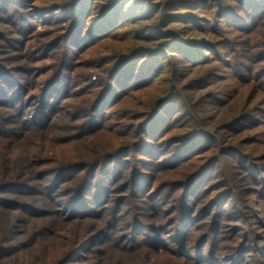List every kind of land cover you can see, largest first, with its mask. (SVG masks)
Masks as SVG:
<instances>
[{
  "label": "rangeland",
  "instance_id": "374dc122",
  "mask_svg": "<svg viewBox=\"0 0 264 264\" xmlns=\"http://www.w3.org/2000/svg\"><path fill=\"white\" fill-rule=\"evenodd\" d=\"M43 1L44 3H42ZM73 1L30 0L33 6L30 7L32 9L27 23L35 25L30 31L31 40L28 42L30 45L35 44L33 38L41 36L45 37V42H50L47 39L48 34H50L49 39H53L56 34L47 26L56 21L60 27L64 26L62 27L63 38L66 35L72 37L76 33L78 35V43H74L77 42L76 39L70 43L67 42L72 60L71 70L68 69L67 73L75 76L79 86L72 89V95L64 106L67 113L77 117L78 122L75 123L79 125V131L72 135L68 134L62 130L63 127L60 129V125L62 126L60 124L56 129L50 131L47 137H45L46 135H33L17 141L13 145L0 141V165L2 166L0 169L4 168L3 170L8 172L9 176L22 174V181L34 182L40 173H53L56 168L64 164L91 162L105 153L122 148L138 134L135 127L142 119L140 121L136 119V114L148 113L155 101L160 99L162 91L167 90V93H172L169 96L171 98L160 108L161 112H159L157 121V123L160 121V126L163 128L162 139L169 141L181 137L189 130L186 126H189L193 121H198L208 133L219 134L221 143L213 145L209 149H202L198 153H189L191 155H189L188 166L183 168H180L182 166L177 162V165L172 168L162 169L165 163L168 166L172 161L170 157L174 149L167 150L168 148L165 147V150H161L157 158L161 165L164 164L161 166L162 172L156 177L152 187L150 183L147 184L146 188L151 187L146 194L149 196L139 198L136 202L138 212L142 214L140 220L149 226L167 227L166 225L173 219L170 209L177 205V197L179 198L183 192L182 189H174L172 183L183 180L188 171L187 167L192 169L216 157L215 159L218 161L222 160L220 161L222 163L219 162L215 168L217 176L210 179V174H212L210 173L204 180V186L209 187L208 190L201 195L203 191L201 188V193L196 196L197 198H191V201L194 202V210L192 209L194 213L190 221H192V225H195V228L187 230L191 236L182 242L183 249H187L188 252L201 248L204 256L213 258L215 264H257V258L264 264V254L259 255V252L264 251V175L258 174L264 170V124L244 130L239 134L225 132L228 131L225 130V126L234 123L243 114L257 115L258 112L264 110V94H259L261 92L256 85L245 81L249 74L239 79L238 74L230 72V69L224 71V67L216 62V55L219 53L216 50L217 45L223 42L230 43L222 54L226 59L232 53H228V50H242L244 59L253 55L255 51H248L247 44L253 45L256 42L264 41V29L249 38L240 36L234 30L229 32L225 30L224 33L215 32L217 33L216 37L214 35L199 36L197 32V34H191L190 37L196 38L195 41L203 37L210 43L206 47L211 48H201L199 55L203 56V49H214V52L211 59H199L198 62H194L196 65H190L188 64L190 62L177 52V45L164 44L171 43L170 37L166 34L174 33L171 31L172 29L177 32L185 24L176 22L160 26L163 21L160 15L183 13L184 10H179L184 8L181 3L191 1L186 7H190V13L201 17L202 26L207 25V28L210 23L217 20L215 13L218 2L225 0H205L203 4L202 0H79L78 8H76L77 3L69 6ZM228 1L236 5L232 0L225 2ZM112 5H115L113 16L111 15L104 21L99 19V15L102 16ZM54 6L56 8L64 6L65 8L49 14L35 12L37 9ZM55 13L56 16L53 15ZM90 16L93 20L89 22ZM4 17L3 14H0L1 19ZM71 18H76L77 26L73 30L74 32L68 34V19ZM97 19L99 21H96ZM115 24L117 28L114 27ZM109 25H113L112 28L108 27ZM106 28L111 29H107L105 34H101ZM217 29L216 26L213 28L214 31ZM94 34L97 36L94 37ZM156 34L157 36H155ZM38 46L40 45L36 43L35 48H39ZM44 47L46 48H41L39 56L35 58L40 60L45 57L44 60L26 62L25 59L18 58L21 56L20 54L11 56L8 61L9 68H24L26 70L36 68L39 73L44 71V74L41 73L42 75L32 73L34 81L27 84V88H30L28 97H33L41 88L42 83L48 80L55 70V61L52 60L55 57L52 54L49 55L47 46ZM60 47L65 48L66 44L59 42L58 47L54 50L55 53L60 52L58 49ZM133 52H136V58L130 65H127L128 70L131 67L138 70L139 65L147 62L154 63L152 55L158 52H160L159 63L162 69L155 72L154 82L153 79L149 80L148 83H151L149 88L134 91L128 96L116 93V98L113 97L115 99L112 98L103 105V111L98 120L102 116L103 118L97 123L96 132L88 133L86 127H81L88 121L87 110L92 101L94 102L95 95L101 91L102 79H106L107 71L115 65L119 56H128ZM4 57L6 58V55H0L1 59ZM263 81L264 78L261 79L260 84H263ZM216 95H221L220 99L223 104L215 105L213 103L212 97ZM124 114H127L125 119H123ZM259 119L264 121V116L262 115ZM184 120L185 123L187 121L186 124L182 123ZM101 121L102 128L99 129ZM97 126H99L98 129ZM230 147L237 149L245 156L238 159L239 156L235 157L236 150L234 152L226 151V148ZM228 153L232 154L226 157ZM28 156L33 157L29 164L23 161ZM127 157L131 159V155ZM249 163H253L251 165L256 168L255 178L252 177L253 174L249 173L250 171H247ZM122 165L124 169L126 164L122 163ZM112 167L110 166V169ZM83 173L84 171L81 174ZM74 174L75 172L69 175ZM125 180L127 181L128 178ZM113 182V185L111 181L108 184L109 190H112L109 194L110 199L112 201L122 198L123 200L129 199L131 189L127 187L123 189L125 181L113 177ZM94 183L96 184V181ZM159 192L162 193L159 194ZM43 193L34 196L36 199L43 198L45 199L43 201L46 202ZM60 193L58 192V195ZM221 194H227L219 207L222 214L215 216L217 209L205 213L207 206ZM51 195L54 197L56 193L53 192ZM165 195L166 197L163 198ZM58 197L53 199L60 206L61 201ZM153 201L159 203L163 212H167L161 221L152 217V213L147 211L146 205H144ZM237 201L242 204V211L238 210L237 206L240 204H237ZM38 205V210L46 212L45 209H47V213L41 218L25 217L17 207L0 216V241L4 237H11L12 241L5 244L4 247L7 250L17 249L11 255H3L0 264H54L66 254L68 250L66 248L69 245L72 247L75 241L89 238L100 228L101 224L98 222L82 224L64 222L63 217L60 218L55 214L56 211L63 210L62 206L52 209L42 203ZM127 209L126 205H121V211H127ZM4 228H8L11 234L4 236ZM169 231L167 230V232ZM205 238L210 240L205 244H200ZM247 239H253L254 244L252 245H255V248L251 249V243ZM90 247L92 250L89 249L90 252L85 254L87 262L77 261L74 264H117L119 262L123 264H175L172 258L164 256L166 254L154 255L152 248L148 251L142 250L139 255L126 256L112 249L107 251L108 248L104 249L105 247L101 250L96 246ZM103 253L104 255H102ZM7 254H9L8 251ZM207 258L196 261L183 257L181 261L185 262L183 264H207Z\"/></svg>",
  "mask_w": 264,
  "mask_h": 264
},
{
  "label": "trees",
  "instance_id": "16d2710c",
  "mask_svg": "<svg viewBox=\"0 0 264 264\" xmlns=\"http://www.w3.org/2000/svg\"><path fill=\"white\" fill-rule=\"evenodd\" d=\"M78 1L79 0H74L69 6L76 4ZM204 1L205 0H202V4ZM225 1L218 2L215 13L217 20L216 22L210 23V28L209 26L206 28L207 25L202 26L201 17L192 12L190 13V7L186 6L191 1L181 3L184 8L182 7L183 9L179 10H184L183 13H166L160 15V17L163 18L160 26L176 22L185 24L177 32L175 29H172L171 31L174 33L169 32L166 34L170 37L171 43L166 42L164 44H170L169 46L177 45V52H179L185 60L190 62L188 64L193 65L194 62H198L199 59H211L214 49H203V56L199 55V53H201V48H211L206 47L209 46L210 43L203 37L195 41L194 39L196 38L190 37L191 34L194 35L198 33L199 36L214 35V37H216L217 33L215 32L221 31L224 33L225 30L227 32L234 30L237 31L240 36L249 38L264 29V0H232L236 5L229 1V3ZM42 3H44V1ZM31 4L32 2L30 3V0H0V14H3L5 16L4 18H6H0V55H6V58H0V141H5L9 145H13L17 141L29 138L33 135L39 134L46 135L45 137H47L49 132L56 129L60 124H62V126L60 125V129L63 127L62 130L68 134L72 135L79 131V125L75 123L78 122L77 117L67 113L64 106L67 99L72 95V89L79 86L75 76L71 73H67L68 69L71 70L70 65L72 61L67 42L70 43L75 39L77 41L78 35L76 33V36L73 35L72 37L71 35H66V37L63 38L62 27L64 26L62 25L60 27L56 21L50 26H47L56 34L53 39H49L50 34H48L47 39L50 42H45V37L39 35L41 37L33 38L35 44L30 45L28 43L31 40L30 31L35 27V25L32 26L27 23L32 9L30 7L33 6ZM63 7H46L37 9L35 12L38 14H49L50 12L64 9L65 7ZM76 8H78V3L76 4ZM114 8L115 5H112V7L107 10L108 12L106 11L102 16L99 15L98 18L103 19V21L110 18L111 15L113 16L115 13ZM53 15L56 16V13ZM91 17L92 16H90L89 22L93 20ZM99 19L96 21H99ZM76 26V18L68 19V34L74 32L73 30ZM110 26L112 28L113 25H109L108 27ZM215 26L218 29L214 31L213 28H215ZM114 27L117 28L116 24ZM107 29L109 28H106L101 34H105ZM96 34L93 36H97ZM101 34L98 35L100 36ZM155 36H157V34ZM42 38L44 39L41 40ZM157 39L159 38L157 37ZM59 42L61 44H66V47H60L61 49L58 48L60 52L55 53L54 50L58 47ZM36 43L40 45L38 46L39 48H35ZM74 43H78V41ZM229 44V42H227V44L223 42L217 45L218 47L216 50L219 52L216 55L217 64L222 65L224 71L230 69V72L233 71V73L238 74L239 79L249 74L245 81L256 85L259 92H261L259 94H264V81L263 84H260L261 79L264 78V41L260 43L256 42L253 45L247 44V47H249L248 51L254 50L255 53L246 57V59L243 58L244 53H242V50H228V53H232L230 57L226 59L222 54H224L223 51L228 48ZM44 46H47L49 55L52 54V56L55 57L52 58V60L55 61V70L52 76L42 83L39 91L36 92L33 97H28L30 88H27V84L32 83V80L34 81L32 73L35 72V74H38L39 70L36 68L29 70L24 68H9L8 61L11 56L20 54L21 56L18 58L25 59L26 62L44 60L45 57L40 60L35 59L39 56L41 48H46ZM159 54L160 52L152 55L154 63L147 62L139 65L138 70H134L132 67L129 70L127 69V65H130L132 60L136 58V52L128 56H119L115 65L107 71L106 79H102L101 91L95 95L94 102L92 101L90 104L87 110L88 121L83 124L81 128L86 127L88 133L96 132L95 127L99 120L103 118L102 116L98 120L103 111V105L114 96L116 98V93L119 92L121 95L128 96L134 91L149 88L151 86L149 85L151 83H148L149 80L153 79L154 82V78H156L154 76V74H156L155 72L158 69H162L159 63ZM147 56H149V53L146 57ZM41 73L44 74V71H40L39 74ZM115 85L118 86L115 87ZM167 92V90L162 91L163 94L160 96V99L155 101L148 113L141 114L140 112L136 114V119L139 121L142 119L135 127L136 130H138V134L140 131V134H137L136 138H134L135 140L133 139L131 142H128L122 148L120 147L115 151L105 153V155L103 154L91 162H78L74 165L64 164L56 168L53 173H40L34 182L22 181V174L9 176L7 174L8 172L3 170L4 168L2 170L0 169V216H3V213L13 211L17 207L25 217L41 218L47 213V209H45L46 212L40 209L38 210V204L42 203L52 209L62 206L63 210H58L55 214L60 218L63 217L62 220L66 223L82 224L84 222H98L101 224L94 235L87 239H81L78 242L75 241L72 247L69 245L66 248L68 249L66 254L54 264H74L77 261L82 263L87 262L85 254L92 250V247L89 248V246H96L99 250L105 247L104 249L108 248L106 249L107 251L112 249L126 256L139 255L142 250L148 251L152 248L154 255L160 256L166 254L164 256L172 258L175 264L182 263L181 259H183V257L196 261H202L203 258H207L206 255L204 256L201 248L187 252V249H183L182 242L185 238L191 236L187 230L195 228V225H192V221H190L194 213V211H192V209L194 210V202L191 201V198L193 197L196 199V196L201 193V188L203 190L201 195L208 190L209 187L206 188V186H204V180H206L210 173H212L210 174V179L217 176L215 168L219 162L222 161L221 159L218 161V159L214 157L205 161L203 165L199 164V166L192 169L187 167L188 171L183 180L172 183L174 189H182L183 192L179 198L177 197V205L170 209V215H173V219L166 225L167 227L149 226L147 223L141 221L140 219L142 217L140 216L142 214L138 212L139 209L136 205L137 199L149 196H146V194L150 191L156 177L162 172V169L172 168L177 164L182 166H179L180 168L186 165L188 166V161L190 160L189 155L195 152L198 153L205 148L209 149L213 147V145L221 143L219 134L208 133L201 127L198 121H193L189 126H186L189 130L183 133L181 137L169 141L162 139L161 131L163 128L160 126V121L158 123L157 121L160 115L159 112H161L160 108L171 98L169 96L172 93ZM220 96L216 95L212 97L215 105L223 104L221 103ZM127 114H124L125 117H123V119L127 118ZM262 115L264 116V110L258 112L257 115L245 113L242 117L236 119L234 123L226 125L225 130L228 131L225 132L239 134L244 130H250L251 128L253 129V127L255 128V126L257 127L264 124V121L259 119ZM182 123L186 124L187 121L185 123L184 120ZM99 126H97V129L98 127L99 129L102 128V121ZM199 139L200 141H198ZM197 142L199 143L197 144ZM165 147L168 148L167 150L170 148L174 149L170 157L172 161L168 166L166 165L167 163H165V165L162 164L164 165L162 166L157 158L161 150L166 149ZM227 150L229 152H234L236 150V154H234L235 157L239 156L238 159L245 156V154L237 149L230 147L226 148V151ZM230 154L232 153L226 154V157L231 156ZM129 155H131V159H128L127 156ZM32 159L33 157L28 156L24 158L23 161L29 164ZM248 160L250 161L249 158ZM122 163L126 164L124 169ZM251 164L253 163H249L247 171H250L249 173L253 174L252 177L255 178L254 174L256 173V168ZM110 166H113L114 169L113 167L110 169ZM0 167L2 166L0 165ZM83 171L84 173L81 174ZM74 172L76 175H69ZM258 174L264 175V170ZM113 177L123 182L125 181L123 189L126 187L131 189L129 199H116L113 200L114 202L110 199L109 194L112 190H109L108 184L110 181L112 185L114 184ZM51 178H53L52 181H49ZM126 178H128L127 181L125 180ZM95 181L96 184L94 183ZM148 183L151 184V187L148 186V188H146ZM202 184L203 187H201ZM174 189L171 190L174 191ZM41 192H44L43 194H45L44 197L46 198V202L43 201L45 199H36L34 196ZM53 192L56 193L54 197L51 195ZM58 192H61L60 195H58ZM161 193L162 192H159V194ZM227 194L218 195L207 206L205 213H210L211 210L217 209L218 211H216L215 216H220L222 213L221 210L219 211V207H221V203L224 202ZM151 195L155 196L154 194ZM55 197L60 198V206L55 203ZM165 197L166 195L163 196V198ZM122 204L127 206V211H121ZM237 204H240L242 207L237 206L238 210L242 211V204L239 201H237ZM144 205H146L147 211L149 210V212L152 213V217L154 216L159 221L163 220V217L167 214V212L162 211V208L156 201L149 202V204L145 203ZM108 206L110 207L108 208ZM119 213L120 215L118 216ZM167 230L170 231L167 232ZM9 232L8 228H4V236L10 235L11 233ZM171 235L175 238H171ZM173 239H175L176 243ZM209 240V238H205L200 244H205ZM247 240L251 243V249L255 248V245H252L254 244L253 239ZM11 241V237H4L3 240L0 241V259L3 258V255H11L13 251L17 250H7L4 247L5 244ZM7 251L9 254H7ZM263 254L264 251L261 253L259 252V255L262 256ZM102 255H104V253ZM256 260L257 264H262L259 258ZM188 263L190 262L188 261ZM117 264L123 263L119 262ZM207 264H215L214 259L209 256L207 258Z\"/></svg>",
  "mask_w": 264,
  "mask_h": 264
}]
</instances>
